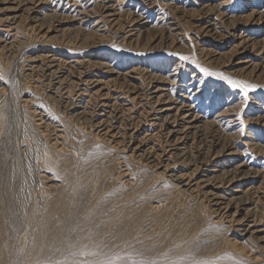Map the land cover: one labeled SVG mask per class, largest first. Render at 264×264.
Returning <instances> with one entry per match:
<instances>
[{
  "label": "rangeland",
  "instance_id": "1",
  "mask_svg": "<svg viewBox=\"0 0 264 264\" xmlns=\"http://www.w3.org/2000/svg\"><path fill=\"white\" fill-rule=\"evenodd\" d=\"M0 264H264V0H0Z\"/></svg>",
  "mask_w": 264,
  "mask_h": 264
},
{
  "label": "bare ground",
  "instance_id": "2",
  "mask_svg": "<svg viewBox=\"0 0 264 264\" xmlns=\"http://www.w3.org/2000/svg\"><path fill=\"white\" fill-rule=\"evenodd\" d=\"M104 9V8H103ZM163 111V110H162ZM166 111V110H165ZM160 112H161V110H160ZM189 113V112H188ZM189 117H191V116H189L188 114H186V115H183V117L181 118V116H180V118L184 121L183 123V125L185 126V128L183 129V130H187V129H193L194 128V126H195V122L192 120H189ZM184 126H182V127H184ZM177 127V126H176ZM177 131V130H176ZM180 131H181V129H180ZM182 132V131H181ZM187 132V134H188V131H186ZM185 133V132H184Z\"/></svg>",
  "mask_w": 264,
  "mask_h": 264
},
{
  "label": "snow or ice",
  "instance_id": "3",
  "mask_svg": "<svg viewBox=\"0 0 264 264\" xmlns=\"http://www.w3.org/2000/svg\"><path fill=\"white\" fill-rule=\"evenodd\" d=\"M229 83L232 84L233 87H236L237 86V82H235V81H229Z\"/></svg>",
  "mask_w": 264,
  "mask_h": 264
}]
</instances>
